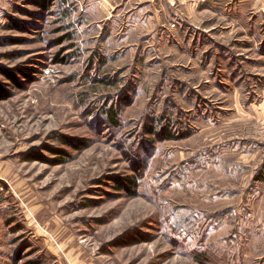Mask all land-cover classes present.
<instances>
[{
  "label": "rangeland",
  "instance_id": "obj_1",
  "mask_svg": "<svg viewBox=\"0 0 264 264\" xmlns=\"http://www.w3.org/2000/svg\"><path fill=\"white\" fill-rule=\"evenodd\" d=\"M43 2L0 0V264H264V0Z\"/></svg>",
  "mask_w": 264,
  "mask_h": 264
},
{
  "label": "trees",
  "instance_id": "obj_2",
  "mask_svg": "<svg viewBox=\"0 0 264 264\" xmlns=\"http://www.w3.org/2000/svg\"><path fill=\"white\" fill-rule=\"evenodd\" d=\"M42 1L45 2V0H42ZM44 2L42 3V6H44V5H43ZM43 8H45V7H43ZM3 74H4L5 76L11 78V79L13 78V77H11L10 75L7 74V71H5ZM113 112H114V110H110V111H109V114H110V116H111L112 118H114V116L112 115ZM113 123H114L115 125H117V123H116L115 121H113ZM171 135H173V134H172V133H169L168 138H169V137H170V138H173ZM60 142H61L63 145L70 146V147H72V148H74V149H76V150H80V149L82 148L81 143H77V142H75V141H73V140H71V139H69V138H66V137H61ZM60 153H62V152L60 151ZM61 159H63V156H61ZM38 160H40V161H44V158H43V157H39Z\"/></svg>",
  "mask_w": 264,
  "mask_h": 264
}]
</instances>
